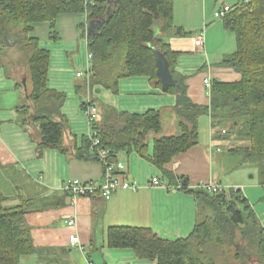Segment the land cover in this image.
<instances>
[{
    "label": "trees",
    "instance_id": "1",
    "mask_svg": "<svg viewBox=\"0 0 264 264\" xmlns=\"http://www.w3.org/2000/svg\"><path fill=\"white\" fill-rule=\"evenodd\" d=\"M61 14H85L90 24L91 32L86 34L92 54L89 72L77 86L83 98L93 86L116 92L120 79L134 76L148 77L160 87L155 50L167 60L176 81L163 91L175 96L171 113L177 132L170 135L162 134L161 110L120 112L97 102L90 91L88 101L81 99V112L94 106L97 114L90 122L92 137L84 138L76 150L78 159L88 160L91 153L98 159L99 149H107L111 161L118 153H136L162 172L169 187L192 195L197 202L199 219L185 239L170 242L148 228L113 227L107 232V246L131 249L137 259L157 264H264V226L239 189L208 193L189 188L187 179L164 168L198 144V121L207 115L212 129L231 125L242 145L230 152L244 154L264 177V0H239L222 20L223 28L234 35L235 50L216 65L234 70L240 80H212L209 106L189 99L185 77L175 70L180 53L164 39L174 28V0H0V66L8 77H14L17 89L26 91L27 104L16 112L19 125L37 129L38 157L46 149L66 150L68 128L61 114L66 97L48 88L49 53L40 49L32 36L35 25L48 23L50 38L55 39V23ZM175 34L187 35L180 28ZM21 71L28 76L25 86ZM227 134L221 130V135ZM93 137L99 140L97 147L92 146ZM10 202L0 188V264H20L23 257L40 253L25 222L30 212L28 201L19 198L18 204Z\"/></svg>",
    "mask_w": 264,
    "mask_h": 264
},
{
    "label": "crops",
    "instance_id": "2",
    "mask_svg": "<svg viewBox=\"0 0 264 264\" xmlns=\"http://www.w3.org/2000/svg\"><path fill=\"white\" fill-rule=\"evenodd\" d=\"M205 4L202 0H174L173 35L168 41L171 49L180 53L175 70L185 77L187 95L199 106H209L210 102L203 86L205 78L223 83L240 80L234 70L216 65L224 54L234 52V47L226 45L230 38L228 31L212 25ZM87 27L86 16L61 14L56 19L55 39L50 38L48 23L35 25L32 33L39 48L49 53L48 88L66 97L61 107L68 128L65 152L46 149L37 156L34 140L37 129L19 125L16 112L18 107L27 104L26 91L17 89L14 77H8L0 66V175L11 183L7 194L11 204H18L19 198L28 201L30 212L25 222L34 246L40 250L39 254L23 257L20 264H157L137 259L131 249L107 246V232L113 227L148 228L160 239L170 242L185 239L192 233L199 219L196 200L183 191L153 185V178L159 182L164 180L162 172L151 162L136 153H118L115 162L122 164L124 179L135 183L137 189L118 190L107 201L100 195L73 198L62 190L67 180L98 184L104 172L92 153L88 160L75 156L82 140L91 135L90 121L80 109L84 93L77 88L89 67ZM177 28L187 35L175 34ZM203 28L201 50L195 47L194 38ZM76 73L81 76L77 77ZM89 91L97 102L120 112L143 114L161 110L162 134L177 132L171 113L175 96L164 93L148 77L120 79L116 92L93 86L87 89L86 99L83 98L87 101ZM198 125V144L174 157L164 168L175 177L187 179L189 188H198L210 181L220 185L217 168L220 153L213 141L209 116H201ZM72 235L78 238L76 246L70 245Z\"/></svg>",
    "mask_w": 264,
    "mask_h": 264
},
{
    "label": "rangeland",
    "instance_id": "3",
    "mask_svg": "<svg viewBox=\"0 0 264 264\" xmlns=\"http://www.w3.org/2000/svg\"><path fill=\"white\" fill-rule=\"evenodd\" d=\"M206 2L205 8H207V17L212 18V25H219L223 27L222 21L216 20L214 18V11L218 10L222 5H227L232 7L239 0H202ZM178 2V0H177ZM82 17H85V14H81ZM179 19V18H177ZM207 19V21H208ZM56 24V23H55ZM86 29V23H83ZM154 31L158 33V25H155ZM230 38L227 42V46H232L235 50V39L234 35L228 31ZM173 35V29L169 31L164 39L166 42L169 41V38ZM228 54H224L222 57ZM20 77H24L25 72L21 71ZM26 78L22 80L26 82ZM84 113V111L82 112ZM224 129L228 134L223 136L221 135V130ZM213 141L218 148V158L217 165L218 170H220V182L223 189H239L241 195L246 197L252 206L254 212L258 216L261 224L264 226V177H262L258 171L257 165L248 160L242 153H232L230 149L236 148V146L242 145L239 140H237L236 135L233 132L231 125L226 124L223 127L213 128ZM221 159V160H220ZM9 175V173H5ZM0 175V188L4 191L5 194L10 193L11 183L5 181V178Z\"/></svg>",
    "mask_w": 264,
    "mask_h": 264
},
{
    "label": "built area",
    "instance_id": "4",
    "mask_svg": "<svg viewBox=\"0 0 264 264\" xmlns=\"http://www.w3.org/2000/svg\"><path fill=\"white\" fill-rule=\"evenodd\" d=\"M242 2H248V0H241ZM231 7L227 5H222L218 10L214 11V18L216 20L222 21L227 13L230 11ZM204 36L205 29L198 32L194 38V45L199 49H203L204 47ZM88 57L91 58L92 54L89 52ZM89 72V68L86 69V76ZM76 76H81L80 73H76ZM203 86L207 93L209 94L211 87V80L209 78H205L203 80ZM97 114V110L94 106H88L84 110V115L91 122ZM224 133V132H223ZM92 137V135H89ZM92 146L97 147L99 145V140L97 138H92ZM98 160L103 166V177L100 183H83L77 179L67 180L63 186L62 190L73 198L76 197H92L94 195H100L103 200H109L112 195L118 190H132L136 191L137 186L135 183L127 182L123 174L121 173L123 166L121 163L111 161L110 153L107 149H99L98 150ZM153 185H160L162 187L167 188L168 190H179L175 187H169L166 182H159L156 178L151 180ZM180 187V185L178 186ZM198 188H202L206 190L208 193H216L219 192L223 187L219 185V183L215 181L204 182L199 185ZM69 242L71 246H76L78 243V238L76 236H70Z\"/></svg>",
    "mask_w": 264,
    "mask_h": 264
},
{
    "label": "water",
    "instance_id": "5",
    "mask_svg": "<svg viewBox=\"0 0 264 264\" xmlns=\"http://www.w3.org/2000/svg\"><path fill=\"white\" fill-rule=\"evenodd\" d=\"M91 32L90 24L87 27V34ZM155 55V63L157 66L156 74L159 78V81L161 83V89L162 91L167 90L169 86L175 85L176 81L173 80L170 71H169V64L167 60L164 58V56L159 51H154ZM23 85L25 86V81H23Z\"/></svg>",
    "mask_w": 264,
    "mask_h": 264
}]
</instances>
